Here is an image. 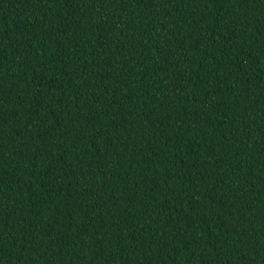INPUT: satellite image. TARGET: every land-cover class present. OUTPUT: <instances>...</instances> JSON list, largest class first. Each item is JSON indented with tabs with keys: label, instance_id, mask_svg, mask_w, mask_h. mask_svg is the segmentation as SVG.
<instances>
[{
	"label": "trees",
	"instance_id": "trees-1",
	"mask_svg": "<svg viewBox=\"0 0 264 264\" xmlns=\"http://www.w3.org/2000/svg\"><path fill=\"white\" fill-rule=\"evenodd\" d=\"M0 264H264V0H0Z\"/></svg>",
	"mask_w": 264,
	"mask_h": 264
}]
</instances>
